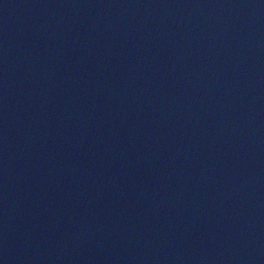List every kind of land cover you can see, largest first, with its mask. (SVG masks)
<instances>
[{"label": "water", "instance_id": "95a60500", "mask_svg": "<svg viewBox=\"0 0 264 264\" xmlns=\"http://www.w3.org/2000/svg\"><path fill=\"white\" fill-rule=\"evenodd\" d=\"M0 264H264V0H0Z\"/></svg>", "mask_w": 264, "mask_h": 264}]
</instances>
